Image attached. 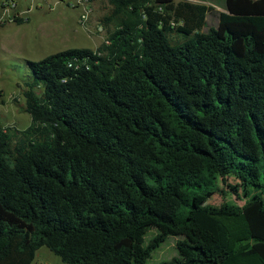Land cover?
Wrapping results in <instances>:
<instances>
[{"label":"trees","instance_id":"trees-1","mask_svg":"<svg viewBox=\"0 0 264 264\" xmlns=\"http://www.w3.org/2000/svg\"><path fill=\"white\" fill-rule=\"evenodd\" d=\"M106 1L108 44L28 61L30 125L0 122V264H146L167 236L160 264H264V0ZM221 185L243 204L196 205Z\"/></svg>","mask_w":264,"mask_h":264},{"label":"rangeland","instance_id":"rangeland-1","mask_svg":"<svg viewBox=\"0 0 264 264\" xmlns=\"http://www.w3.org/2000/svg\"><path fill=\"white\" fill-rule=\"evenodd\" d=\"M77 1L0 0V122L3 127L23 130L30 125L31 119L24 110L22 96L24 84L31 79L27 62L39 61L65 48L62 43H49L50 38H47L45 33L53 34L51 42L57 40L54 35L68 38V42L64 43L67 48L95 50L114 30L113 23L105 25L102 22L110 13V6L106 0L81 3ZM174 1H187L212 9L216 5L221 9L219 12L224 11V0ZM71 2L75 3V8L68 6ZM83 6L90 10L89 20L84 26L78 22ZM62 7L69 10H63ZM15 18L23 19V22L17 24L14 21ZM208 22H214V18L209 17ZM99 27H102V32L98 30ZM11 38H18L15 46L11 44L13 41L10 40ZM170 40L172 42L182 41V37L173 34ZM35 91L38 95L41 92L39 88ZM228 183L233 184L234 182L229 180ZM221 189L225 191V196L214 193L208 198H199L196 205L205 207L220 205L222 202L238 206L243 204V200L237 199L229 187L221 185ZM158 235L159 230L156 227H148L142 238V247L146 248ZM184 240L183 237H165L159 246L151 251L146 264H160L179 257L178 243ZM33 264L63 263L46 248H41L36 252Z\"/></svg>","mask_w":264,"mask_h":264},{"label":"crops","instance_id":"crops-1","mask_svg":"<svg viewBox=\"0 0 264 264\" xmlns=\"http://www.w3.org/2000/svg\"><path fill=\"white\" fill-rule=\"evenodd\" d=\"M223 4H224V1H223ZM214 7V9H215V12H219V11H221V9L218 7V6H216V5H214L213 6ZM62 9L63 10H69V9H66V8H64V7H62ZM214 9H213V11H214ZM66 12V11H65ZM66 14V13H65ZM216 23V20H214V22H212L211 24H215ZM41 28V27H40ZM45 35L47 36V38H50L49 39V43H62V45H63V47H65L64 49H62V50H60V51H64V50H66V49H70V48H67V46H65V44L64 43H67L68 42V38H65L64 36H62V37H57V35H54V36H56L55 37V39H57V40H54V41H52L51 42V37H52V35L51 34H48V33H45ZM10 40H13L12 42H11V44H13V46H15L16 45V43H17V41H18V38L17 39H13V38H11ZM12 49V48H11ZM13 50V49H12ZM11 50V51H12ZM59 51V52H60ZM57 53V52H56ZM55 54V53H54ZM52 55V54H51ZM49 56V55H48ZM47 57V56H46Z\"/></svg>","mask_w":264,"mask_h":264},{"label":"built area","instance_id":"built-area-1","mask_svg":"<svg viewBox=\"0 0 264 264\" xmlns=\"http://www.w3.org/2000/svg\"><path fill=\"white\" fill-rule=\"evenodd\" d=\"M84 1H87V0H78L77 2L78 3H81V2H84ZM74 4L75 3L71 2V3H68V6H70L71 8H75V5ZM81 9H82V11H81V13L78 16V22H79V24H81L82 26H84L88 22V20H89V12H90V10L88 8H86V6L85 7L83 6V8H81ZM98 30L100 32L103 31L102 27H99ZM103 43L108 44L107 39H105L103 41ZM68 66H71V64H69Z\"/></svg>","mask_w":264,"mask_h":264}]
</instances>
